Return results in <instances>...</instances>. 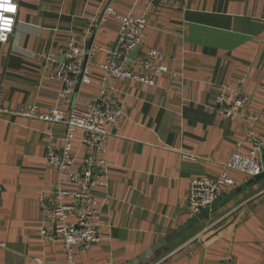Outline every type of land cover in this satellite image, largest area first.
<instances>
[{
	"label": "crops",
	"instance_id": "obj_1",
	"mask_svg": "<svg viewBox=\"0 0 264 264\" xmlns=\"http://www.w3.org/2000/svg\"><path fill=\"white\" fill-rule=\"evenodd\" d=\"M17 3L14 32L0 41V98L9 110L0 112V241L6 243L0 264H37L36 258L67 264L63 242L41 237L45 222L38 201L61 181L47 150L62 146L66 127L15 112L29 105L69 110L75 101L87 109L102 83L111 87L124 114L119 124L107 126L109 171L96 192L100 241L89 249L77 247L75 259L125 264L189 221L193 179L218 176L234 151L249 147L250 131L264 138V0ZM108 4L121 15L147 19L135 55L142 59L149 48L165 54L168 72L155 85L108 77L100 68L118 43L116 18L99 27ZM71 38L101 49L90 64L91 82L81 84L77 95L62 96L49 58L62 61ZM224 88L252 97L236 117L217 111ZM81 135L74 133V154L86 150ZM235 175L237 191L225 193L224 203L172 239L155 264L263 263L264 191L258 190L264 180L238 190L248 177Z\"/></svg>",
	"mask_w": 264,
	"mask_h": 264
},
{
	"label": "built area",
	"instance_id": "obj_2",
	"mask_svg": "<svg viewBox=\"0 0 264 264\" xmlns=\"http://www.w3.org/2000/svg\"><path fill=\"white\" fill-rule=\"evenodd\" d=\"M148 1L161 2L166 6L176 2ZM0 4H10L15 9L8 12L0 8V16L11 20L7 28L0 24V41L7 42L15 29L19 5L17 0H0ZM111 17L119 21L118 43L110 52V61L100 64V68L108 77L155 85L157 78L168 72V67L164 64L165 54L149 48L142 59H137V55L129 57L132 51H138L142 46V36L148 26L147 19L144 16L121 15L113 4H108L99 18V27H103ZM100 49L97 43L84 48L71 38L64 49L62 61L49 58L55 68L51 78L61 84L62 96L77 95L81 84L91 82L90 64L94 62ZM110 90V86L102 83L98 96L87 109L79 107L75 101L69 110L50 107L43 111L37 105H29L15 112L66 127L62 146L57 148L49 145L47 150L48 163L57 169L61 181L54 190L41 193L38 201L45 222L40 232L41 237L48 243L63 242L67 264H77V247L89 249L100 241L101 218L96 192L106 185L109 171L107 126L119 124L124 114L121 107L114 103ZM251 102L249 94L229 88H224L216 98L217 111L225 118L238 116L240 110ZM0 112H9L3 106L1 98ZM77 131L82 133L81 143L86 150L74 154L73 139ZM248 142L246 150L232 153L218 176H203L191 181L186 201L190 218L198 216L204 210L212 212L218 199L235 188L236 181L231 176V171L245 174L248 178L264 172V139L250 131ZM5 246L6 243L0 241V247ZM35 262L55 264L43 258H36Z\"/></svg>",
	"mask_w": 264,
	"mask_h": 264
},
{
	"label": "water",
	"instance_id": "obj_3",
	"mask_svg": "<svg viewBox=\"0 0 264 264\" xmlns=\"http://www.w3.org/2000/svg\"><path fill=\"white\" fill-rule=\"evenodd\" d=\"M136 52H137V49L134 50V51H132L129 57L130 58L134 57V55L136 54ZM262 180H264V172H262V173H260L258 175L249 177L248 180L242 186H240L238 188V190H242L244 188L253 186V185L257 184L258 182H260ZM208 212H209L208 210H204L198 216L193 217V218H190L189 221L186 222L184 225L180 226L179 228H177L176 230H174L170 234L166 235L164 238H162L161 240H159L158 242H156L150 248L146 249L144 252L140 253L136 257H134L131 260L127 261L125 264H144L153 255H155L159 251L163 250L172 239H174L176 236H178L186 228H190L191 226L197 224L200 221V219L202 218V216L205 213H208ZM262 264H264V261H263Z\"/></svg>",
	"mask_w": 264,
	"mask_h": 264
},
{
	"label": "rangeland",
	"instance_id": "obj_4",
	"mask_svg": "<svg viewBox=\"0 0 264 264\" xmlns=\"http://www.w3.org/2000/svg\"><path fill=\"white\" fill-rule=\"evenodd\" d=\"M242 110V109H241ZM241 110H240V113H241ZM262 139H264V138H262ZM231 175H232V177L233 178H237V176L235 175V174H242V173H240V172H231L230 173ZM242 175H245V174H242ZM237 180V179H236ZM263 189H259L258 190V192L260 191V192H263L264 191V185H263V187H262ZM237 191L236 190V188H232V189H230V191ZM237 193V192H236ZM225 200H226V196H222L221 198H219L218 199V201H217V203L215 204V208L217 207V205L218 204H222V203H224L225 202ZM202 216V215H201ZM203 217V216H202ZM163 252H164V250L162 251H160V253H158L157 255H155V256H153V257H151L150 259H149V261H148V263L147 264H155V263H157L158 261H160L161 259H162V255H163Z\"/></svg>",
	"mask_w": 264,
	"mask_h": 264
},
{
	"label": "snow or ice",
	"instance_id": "obj_5",
	"mask_svg": "<svg viewBox=\"0 0 264 264\" xmlns=\"http://www.w3.org/2000/svg\"><path fill=\"white\" fill-rule=\"evenodd\" d=\"M0 8H3L4 11H8V12H12L15 10L14 7L10 6V4L9 5L0 4ZM0 24H2L4 28H7V26L11 24V20L4 19L3 16H0Z\"/></svg>",
	"mask_w": 264,
	"mask_h": 264
},
{
	"label": "trees",
	"instance_id": "obj_6",
	"mask_svg": "<svg viewBox=\"0 0 264 264\" xmlns=\"http://www.w3.org/2000/svg\"><path fill=\"white\" fill-rule=\"evenodd\" d=\"M158 253H160V251H159ZM158 253H156L155 255H157ZM155 255H153V256H155ZM153 256H152V257H153ZM148 261H149V260H148ZM148 261H146L144 264L148 263Z\"/></svg>",
	"mask_w": 264,
	"mask_h": 264
}]
</instances>
